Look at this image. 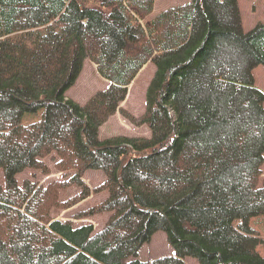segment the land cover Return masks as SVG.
<instances>
[{"label":"trees","instance_id":"obj_1","mask_svg":"<svg viewBox=\"0 0 264 264\" xmlns=\"http://www.w3.org/2000/svg\"><path fill=\"white\" fill-rule=\"evenodd\" d=\"M153 7L0 0V264H264V23L244 31L237 0L144 21ZM84 60L107 84L79 103ZM148 62L135 114L121 103ZM116 112L149 135L99 137ZM157 230L175 253L140 260Z\"/></svg>","mask_w":264,"mask_h":264},{"label":"rangeland","instance_id":"obj_2","mask_svg":"<svg viewBox=\"0 0 264 264\" xmlns=\"http://www.w3.org/2000/svg\"><path fill=\"white\" fill-rule=\"evenodd\" d=\"M86 1L92 6L98 4V0L94 3H92V0ZM190 1L191 0H154L153 10L144 18V21L151 20L156 14L169 6L183 4ZM237 3L242 29L244 31L251 30L257 23H264V0H237ZM154 69L155 67L152 62H148L144 65L133 82L129 85L127 96L123 103H121V106L135 114L143 111L145 105V90L152 78ZM252 74L254 77V86L264 93V65H254L252 68ZM106 84V81L99 76L95 64L89 60H84L77 78L73 85L67 90V96L76 102L82 103L96 90L105 87ZM117 134L149 135V130L146 126L135 127L130 125L119 112H116V114L109 117V119L101 125L99 129V137L104 138ZM27 172L28 171L21 174L20 177L23 178L29 176V172ZM59 175V172L53 171L49 175L39 176V179L46 182L58 178ZM102 179L103 174L97 170L94 172H92V170L87 172L84 177L85 183L89 185L96 184ZM4 182L3 172L0 168V185H4ZM104 195L105 193L91 196L88 200L83 201L82 203L87 206V203H94L103 198ZM105 218L106 214L96 216L93 218L94 225L99 227ZM174 253L175 250L167 240L166 233L163 230H157L151 235L149 240L143 242L140 246L137 257L140 260H152L162 256H170ZM185 264H199V262L193 257H186Z\"/></svg>","mask_w":264,"mask_h":264}]
</instances>
